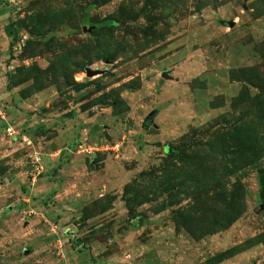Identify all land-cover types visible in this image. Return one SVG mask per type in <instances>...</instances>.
Returning <instances> with one entry per match:
<instances>
[{
    "label": "rangeland",
    "instance_id": "1",
    "mask_svg": "<svg viewBox=\"0 0 264 264\" xmlns=\"http://www.w3.org/2000/svg\"><path fill=\"white\" fill-rule=\"evenodd\" d=\"M0 264H264V0H0Z\"/></svg>",
    "mask_w": 264,
    "mask_h": 264
},
{
    "label": "water",
    "instance_id": "2",
    "mask_svg": "<svg viewBox=\"0 0 264 264\" xmlns=\"http://www.w3.org/2000/svg\"><path fill=\"white\" fill-rule=\"evenodd\" d=\"M93 28H94V26H89V28H87V30L92 31Z\"/></svg>",
    "mask_w": 264,
    "mask_h": 264
},
{
    "label": "built area",
    "instance_id": "3",
    "mask_svg": "<svg viewBox=\"0 0 264 264\" xmlns=\"http://www.w3.org/2000/svg\"><path fill=\"white\" fill-rule=\"evenodd\" d=\"M9 130H11V128H9Z\"/></svg>",
    "mask_w": 264,
    "mask_h": 264
}]
</instances>
